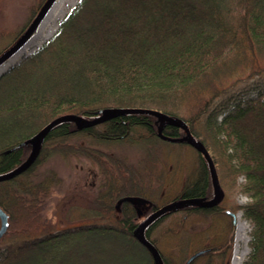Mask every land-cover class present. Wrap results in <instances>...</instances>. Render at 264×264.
Masks as SVG:
<instances>
[{"label": "trees", "instance_id": "1", "mask_svg": "<svg viewBox=\"0 0 264 264\" xmlns=\"http://www.w3.org/2000/svg\"><path fill=\"white\" fill-rule=\"evenodd\" d=\"M263 72L264 0H83L50 41L0 78V174L21 166L33 149L25 142L62 115L90 121L105 108L161 111L182 119L213 151L223 188L235 187L243 176L239 187L251 201L233 210H241L252 225L244 264H264V88L248 97H225L235 77ZM186 134L185 127L147 113L80 129L74 121L54 126L30 168L0 182V207L9 219L4 238L17 240L0 252V264H156L134 236L146 217L130 200L117 204L142 197L153 202V213L199 199L205 187L211 197L215 187L204 162L197 182L175 200L148 193L154 183L164 186L168 145L200 153L183 140ZM125 147L140 154L129 156ZM52 156L84 158L97 166L96 221L51 230L44 215L51 185L33 178ZM176 210L184 211L185 219L210 214L196 205L163 213L146 228L158 250L152 231ZM228 226L233 231L230 221ZM159 252L164 264H185L189 258L187 253L173 262ZM216 258L210 264H224L225 257Z\"/></svg>", "mask_w": 264, "mask_h": 264}, {"label": "rangeland", "instance_id": "2", "mask_svg": "<svg viewBox=\"0 0 264 264\" xmlns=\"http://www.w3.org/2000/svg\"><path fill=\"white\" fill-rule=\"evenodd\" d=\"M82 1L4 0L0 8V57L7 55L22 40L34 20L43 12L35 31L16 52L0 65V78L50 41L68 16L77 11ZM32 8L35 10L33 14L30 13ZM52 9L55 10V17L50 14ZM41 30L44 34L37 37V32ZM246 75L247 73L240 79L234 78L236 83L229 88L225 97L243 93L248 97L264 88V72L251 78H246ZM84 122H87V119L84 118L82 123ZM123 149L129 156L134 153L140 154L137 148L125 147ZM210 153L213 155L212 150ZM163 156L167 160L164 167V186L162 188L161 183H154L148 189V193L152 194L153 199L160 197L162 201L171 202L182 194L188 184L197 182L202 172L201 164L204 162L207 167L208 164L205 158L201 160L203 155L193 148L168 145L166 149H163ZM33 181H43L51 185V195L44 210V215L51 224V230L57 231L82 222L96 221L94 213L97 207L92 205V201L100 193L101 175L97 166L87 159H64L52 156L39 169ZM243 183V176H238L235 187L223 188L224 205L233 206L232 209H234L236 205H244L251 201V198L239 187ZM136 203L142 218L152 214L150 212L151 203L141 201H136ZM117 207L119 208V204ZM233 211L236 212V220L233 231H230L233 248L228 264H231L235 251L245 257L244 264L250 252L252 225L243 217L241 210ZM228 221L231 222V219L227 217L225 223L206 222L198 215H191L185 219V212L176 210L156 225L152 231V238H158L159 250L170 261L175 262L181 260V257L187 253L186 257H190L205 248L211 241L217 240L220 231L225 228ZM98 222L104 223L99 220ZM211 223L215 227H211ZM178 224H182L184 229L179 230ZM173 229L174 232H171L170 230ZM16 242L17 240L3 237L0 240V252L6 246Z\"/></svg>", "mask_w": 264, "mask_h": 264}, {"label": "water", "instance_id": "3", "mask_svg": "<svg viewBox=\"0 0 264 264\" xmlns=\"http://www.w3.org/2000/svg\"><path fill=\"white\" fill-rule=\"evenodd\" d=\"M41 13L34 20V22L31 24V26L29 27L28 31L26 32V34L24 35L22 40L20 42H18L13 47V49L7 53V55L0 57V65H2V63L7 58H9L14 52H16L21 47L22 43H24V41H26L29 38V36L35 31L36 26L40 22V19L42 16ZM131 113L152 114V115L159 117V119L166 120L168 123H174L178 127H185L186 130L188 131V134H186L183 137V140L188 141L189 143L193 144L200 151V153L204 156V158L207 161L214 186L218 189V195L210 201H204L202 199L193 198V199H187V200L178 201V202L166 205V206L154 211L150 216L143 219L139 223V225L136 227V229L134 230V236L138 240V242L141 243L149 251V253L151 254V256L154 259L156 264H164L161 253L159 252L157 247L146 236V228L148 227V225L151 224L152 222H154L159 216H161L165 212H168L169 210H172V209H175L178 207H183V206H190V205H196L199 207H212V206H215L218 203H220L224 197V190L220 186L218 174L216 171V166H215V163H214V160H213V157H212L210 151L208 149H206V147L201 142L196 140L190 134L189 127L185 126V122L182 119L178 118V119L174 120L172 117L165 115L161 111H158L155 109H146V108H105V109L100 110L98 115L95 118H93L90 121L84 122V123H82L83 119L80 115H77V114L62 115V116L54 119L53 121H51L44 128H42L35 136H33L27 142H25L26 145L31 144L33 146V149H32L30 156L18 168L14 169L10 172L0 174V182L14 179L30 168V166L32 165V163H33V161H34V159L38 153L40 142L44 139L45 134L47 132H49L57 124H59L61 122L74 121L77 124V127L80 129V128L84 127L85 125H90V126L99 125V124H102L108 120L115 118V117H118L120 115L131 114ZM160 134H161V132H160ZM125 200H130V201L134 202L136 207H137L136 201H141L144 203L145 202L151 203L150 201H148L142 197L129 196V197L122 198L118 202V204L120 205ZM152 204L153 203H151V207H152ZM137 209H138V207H137ZM138 213L140 216H142L141 213L139 212V210H138ZM235 216H236V214H235ZM0 222H1V225H0V240H1L5 236V234L7 233L8 227H9L8 215L6 214V212L1 207H0ZM203 253H204V251L196 252L195 254H193L188 259L186 264H190L193 260L198 258Z\"/></svg>", "mask_w": 264, "mask_h": 264}, {"label": "flooded vegetation", "instance_id": "4", "mask_svg": "<svg viewBox=\"0 0 264 264\" xmlns=\"http://www.w3.org/2000/svg\"><path fill=\"white\" fill-rule=\"evenodd\" d=\"M206 169H207V166H206ZM207 170H209V167ZM219 183H220V178H219ZM203 193H204L203 196H200L199 199H202L204 201H210L218 195V189L215 187V190L211 194V197L208 194L206 187ZM224 199H225V193H224L223 199L217 205L212 206V207H201L203 210L210 212V214L207 216H199V217L205 220L206 222H224V223L226 222V219L228 217L231 219L232 225H235V220H236L235 213L236 212L233 211L232 209L233 206L224 205ZM211 227H215V226H213L211 223ZM230 235L231 234H230L229 226L227 223L225 225V228L220 231L217 240H215L214 242L211 241L205 246V248L199 250V251H204V253L200 255L198 258H196L195 260H193L190 264H210V260L215 261L217 259L216 257H223V258L225 257L224 264H228L230 256H231L232 248H233Z\"/></svg>", "mask_w": 264, "mask_h": 264}, {"label": "bare ground", "instance_id": "5", "mask_svg": "<svg viewBox=\"0 0 264 264\" xmlns=\"http://www.w3.org/2000/svg\"><path fill=\"white\" fill-rule=\"evenodd\" d=\"M54 11L55 10L52 9L50 14H51V16L55 17ZM43 34H44V31L41 30V31L37 32L36 36L41 37ZM32 41H34V39H32ZM244 259H245V257H243L242 255L238 254L237 251H235L231 264H243Z\"/></svg>", "mask_w": 264, "mask_h": 264}]
</instances>
